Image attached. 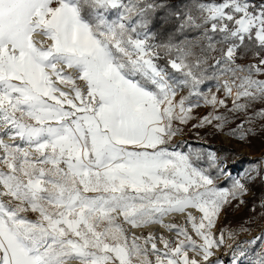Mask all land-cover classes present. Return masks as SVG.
<instances>
[{
  "label": "snow or ice",
  "instance_id": "6c2138e0",
  "mask_svg": "<svg viewBox=\"0 0 264 264\" xmlns=\"http://www.w3.org/2000/svg\"><path fill=\"white\" fill-rule=\"evenodd\" d=\"M229 97L264 105V0H0V264H223L213 229L264 167L170 146L199 100L222 130Z\"/></svg>",
  "mask_w": 264,
  "mask_h": 264
},
{
  "label": "trees",
  "instance_id": "16d2710c",
  "mask_svg": "<svg viewBox=\"0 0 264 264\" xmlns=\"http://www.w3.org/2000/svg\"><path fill=\"white\" fill-rule=\"evenodd\" d=\"M214 84H216L215 81H209L206 85L202 86L203 92L205 93ZM184 95H187V90ZM193 99L195 100L196 98ZM226 103L227 108L220 107L215 113L217 115H223L226 117L227 123L224 124L222 130L216 129L214 125L217 122L215 121L213 122L212 126L205 125L203 127H194V125L198 124L201 117L206 116L213 111L212 109H209L204 113L199 114L196 112V108H194L192 111L193 119H191L186 125H179L181 129L180 134L188 137L190 139V144L188 145L183 141H179V145L182 146L187 152H199L205 154L206 158L207 154H211L209 151V146L212 143H218L220 135L224 133L231 138L237 139L246 144L253 153H259L261 151L264 152V120L253 116V113L259 111L261 107H264V105L257 103L253 107L249 108L246 112L233 113L229 111V109L233 107L232 102L227 101ZM250 117L252 119L249 123L248 118ZM241 123H244L245 127L242 131L246 133L245 139L243 140L239 138L241 130H237L235 135L232 134V130L236 129L237 125ZM249 129H251V132H248ZM218 151L231 166L241 167L242 165L253 164L258 161L257 159L251 158L250 156H243L234 147L222 144L221 142L218 144ZM202 166L206 167L207 164L202 163ZM217 183L222 187L231 186V182L225 177H221L219 180H217ZM252 190L253 193L248 199L247 205L233 217V220L238 226L241 227L244 225V227L238 229L240 234L246 232L247 229H249V227H245L247 222L252 225L254 221L264 217V207H261V203L264 201V182L261 181L260 176H258L252 183ZM234 202L236 209H238L240 205H238L236 201Z\"/></svg>",
  "mask_w": 264,
  "mask_h": 264
},
{
  "label": "rangeland",
  "instance_id": "374dc122",
  "mask_svg": "<svg viewBox=\"0 0 264 264\" xmlns=\"http://www.w3.org/2000/svg\"><path fill=\"white\" fill-rule=\"evenodd\" d=\"M37 38V37H36ZM186 92V90H184V92L181 93V95H184ZM211 94H216L218 96V98H225L223 91H217V86L216 84H214L213 86H211L206 92L205 95H211ZM232 102V98H226V102ZM200 103V107L196 108V112L199 114L204 113L205 111L212 109L210 106L204 105L203 100H199ZM213 110V109H212ZM7 137H4V139ZM179 141H183L186 144H190V139L186 136H183L182 134L177 135L173 141H172V145L170 147H175L176 151H183V152H187L186 150L183 149L182 146L179 145ZM8 142V141H7ZM219 142H221L222 144L225 145H229L234 147L235 149H237L239 151V153H241L243 156H250L251 158L257 159L258 161H256V163L253 164H245L242 165L241 167H237V166H231L229 164V162L224 159L220 152L218 151V144ZM218 143H212L209 146V151L211 154H214L219 160L225 162L228 166V171L231 173V175L235 178H241L242 180H246V176L245 174L253 169V168H262L264 167V165L261 164V161H264V152H259V153H253L252 150L243 142L237 140V139H233L230 136H228L227 134L222 133L220 135V139H219ZM252 175L256 176V173L253 172ZM258 176H256L257 178ZM255 178V180H256ZM251 181L247 183V187L249 188V191L247 193V195H245L243 197V200L245 201L243 204L240 205V207H238V209H236L235 207V202L233 201V203L230 206H227L222 213L219 216L218 222L216 224V227L213 229V232L215 234H219L221 232V230H223L225 232V244L215 250V256L212 257V259L215 260H221L223 261V264H232V261L234 259L233 256V248H235L237 245L240 248H243L247 251L248 255L244 258L241 259L240 264H249V260L253 259V246L251 244H249V241H252L253 239H256L258 237H262L264 236V217L261 219H258L256 221H254V223L251 225L249 224V222H247V224H245V227H249V229H247L246 232L240 234L238 232V229H240L243 226H238L235 221L233 220L234 215H236V213L240 212L248 203V199L251 197L253 190H252V183L255 181ZM195 215L199 216L200 214L198 212L195 213ZM31 219H34L35 216L34 215H30ZM165 222L167 223H176L178 225H183L185 223V217L183 215H172V216H167L164 218ZM159 227V226H156ZM191 231V229H189ZM136 232L137 235L144 233L147 234L148 232H155L157 235L159 234H163L166 237H172L174 236V233H170L168 232L166 229L162 228L161 226L157 229V230H152L149 228H145L142 230H134ZM228 233H234L235 234V239H228L227 234ZM261 247V241L257 240V244L255 246L256 250H259V248Z\"/></svg>",
  "mask_w": 264,
  "mask_h": 264
},
{
  "label": "bare ground",
  "instance_id": "6f19581e",
  "mask_svg": "<svg viewBox=\"0 0 264 264\" xmlns=\"http://www.w3.org/2000/svg\"><path fill=\"white\" fill-rule=\"evenodd\" d=\"M38 37H39V36H37V38H38ZM5 141L7 142V141H8V138H5ZM156 226H159V225H152V226L149 227V229H152V230L155 229V230H157V229L160 227V226H159V227H156ZM136 230H142V229H136Z\"/></svg>",
  "mask_w": 264,
  "mask_h": 264
},
{
  "label": "built area",
  "instance_id": "2783aa9c",
  "mask_svg": "<svg viewBox=\"0 0 264 264\" xmlns=\"http://www.w3.org/2000/svg\"><path fill=\"white\" fill-rule=\"evenodd\" d=\"M36 39H41V37H38V38H36Z\"/></svg>",
  "mask_w": 264,
  "mask_h": 264
}]
</instances>
